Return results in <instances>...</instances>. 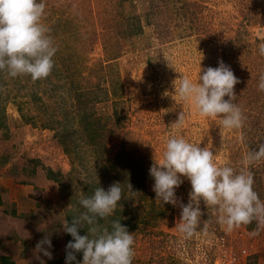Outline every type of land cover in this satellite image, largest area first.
<instances>
[{"label":"rangeland","instance_id":"rangeland-1","mask_svg":"<svg viewBox=\"0 0 264 264\" xmlns=\"http://www.w3.org/2000/svg\"><path fill=\"white\" fill-rule=\"evenodd\" d=\"M44 2L42 23L50 29L52 39L59 37L54 44L58 50L51 74L33 82L30 76L12 78L2 71L5 85L0 105L7 128L0 127V256H8L13 264H48L49 260L51 264H65L66 233L62 225L67 209L73 206L72 195L83 193L82 182L86 180L98 179L106 189L114 182L139 183L136 171L127 177L113 172L111 166L103 169L104 160L116 161L118 169L124 156L119 154L127 151L142 159L147 172L140 175L142 184H134L144 187L145 198L126 196L133 200V213L146 212L144 223L138 221L141 230L134 236L132 264H264V225L253 220L228 233L217 222L218 213L201 202L204 215L200 227L185 239L177 231L180 209L155 200L154 180L149 175V168L159 160L171 136L182 135L212 149L215 163L227 164L237 172L247 151L264 142V92L258 90L260 74L264 73V56L259 54V46L264 44V0ZM116 21L119 30L114 27ZM134 21L140 28L132 26ZM67 55L71 71L76 69L74 79L81 86L96 85V91L104 95L86 108L91 112L89 118L95 116L105 125L96 137L102 158H95L94 150L82 147L85 164L71 163L54 130L42 126L50 123L54 112L57 119L68 116V128H82L71 118L81 112L70 106L72 90L54 96L51 88L54 82L72 84L65 83L70 82L67 76L55 72L65 69ZM219 60L240 81L234 92L235 103L245 117L241 129L225 130L219 120L201 117L190 102H181L176 92L181 77L195 81L200 68H215ZM60 73L65 74L64 70ZM113 91L119 99L116 104ZM14 100L22 101V112L34 123L20 117ZM64 101L66 113L61 110ZM114 105L123 116L119 126L113 122ZM182 111L185 123L178 129L174 123ZM60 128L57 125L56 129ZM78 157L74 159L79 161ZM47 168L61 173L63 190L47 178ZM249 170L254 174V191L264 202V161ZM190 190V182L184 179L175 194L186 204ZM45 236L51 240L52 259L36 251L37 242Z\"/></svg>","mask_w":264,"mask_h":264},{"label":"clouds","instance_id":"clouds-1","mask_svg":"<svg viewBox=\"0 0 264 264\" xmlns=\"http://www.w3.org/2000/svg\"><path fill=\"white\" fill-rule=\"evenodd\" d=\"M45 8L44 0H0V71H6L9 77L30 76L35 82L51 74L58 49L48 35L50 29L42 23ZM259 54L264 56V44L259 46ZM238 83L231 68L219 60L215 68H200L195 81L181 77L176 92L179 100L190 102L198 115L217 119L223 129L231 131L241 129L245 120L235 103L234 86ZM258 90L264 92V73L260 74ZM184 123L182 111L174 125L179 129ZM214 158L212 149L176 135L167 139L161 157L153 160L149 168L155 200L162 206L170 204L180 209L177 231L185 239L200 227L204 215L201 202L218 213L217 222L228 233L253 220L264 225V202L254 191V174L249 170L264 161V142L247 151L239 172L227 164L215 163ZM184 179L191 185L186 204L175 194ZM127 190L130 196L138 193L130 183ZM123 196L119 182L111 184L107 191L98 186L91 196L81 194L83 211L74 215L71 223L65 219L62 225L72 237L66 245L65 264H132L133 234L120 220L111 222V230L100 223L115 212ZM85 228L86 234L80 235L78 230ZM51 247L50 238L45 236L37 242L36 251L52 259ZM76 253H82L81 261L76 260Z\"/></svg>","mask_w":264,"mask_h":264},{"label":"trees","instance_id":"trees-1","mask_svg":"<svg viewBox=\"0 0 264 264\" xmlns=\"http://www.w3.org/2000/svg\"><path fill=\"white\" fill-rule=\"evenodd\" d=\"M253 8V6H252ZM264 10H262L263 12ZM116 23L114 24V27L117 28L118 30L120 28H118L119 26L117 25L116 27ZM57 26L59 25V22H56ZM119 24H122V22H120ZM135 27V29L140 28V25H138L137 21H134V25H132ZM55 32V31H54ZM135 31H133L134 33ZM58 36V35H56ZM53 40V44H56L57 41H59V37L52 39ZM67 61H65V69L64 72V76L61 75V71H58L59 73H57V69L55 70L56 74L58 76H62L63 78L65 76H67V78H69L70 82H65L67 84H71L69 86L62 84V83H57L54 82L52 83V89H54V96L55 95H61L63 92L68 93L70 92L71 95V102H70V106L73 107V111H79L81 110L80 113H78L77 116H72L71 118L74 119L75 122L81 123L82 124V128L81 129H75L74 126L69 127L66 124V120L65 118H67V115H64L62 117V120L60 118H56V116L54 117L52 113L50 114V123H43L42 126L53 129L54 130V136L56 137V139L58 140L59 144L62 146V149L64 151V153L70 158L71 163L73 162H77L78 164H85V159L86 156L82 155V153L84 154L85 151L83 152L81 150L82 147L87 146L88 148L91 149V151L94 152V156L97 159H101L102 156H100L98 154L99 147L100 144L96 141V137L100 134V132H98L99 130H102L105 128V125L102 124L100 122L99 118H96L95 116L91 118H89L88 116H91V112H88L86 110V108L88 109L90 106L94 105L95 102L99 101L104 95L97 92L96 91V85H91V86H81L80 83L78 81H76L74 79L75 77V73H76V69H73L71 71V67H69V60H68V55L66 56ZM111 59V58H109ZM4 73L2 71H0V94H1V89L3 88V86L5 85V80L3 78ZM48 78V77H47ZM74 82V83H73ZM105 91H107L105 89ZM116 91H113V97H112V101L114 102V104H116L118 102V96H115ZM52 94V93H51ZM64 94V93H63ZM35 97V96H34ZM1 96H0V102L1 100ZM37 98V97H36ZM15 101V100H14ZM35 101V100H33ZM39 102H41V104H44V102H42L43 100H39ZM16 102V101H15ZM22 102V101H21ZM21 102H16L14 103L16 105V109L20 115V117L22 119L25 120V122L28 123H32L33 121H29L28 119L31 117L25 116V114L22 112V107L20 105ZM65 101L63 103V105L61 106V110L62 112L66 113L65 111ZM112 117H113V122L116 126H119L122 124V119L123 116L121 115V112L118 110L117 106L114 105L112 107ZM68 112V111H67ZM89 113V114H88ZM5 111L3 109V106L0 105V127L6 129L7 128V124H6V120H5ZM34 123V122H33ZM57 125L62 126V128L60 129H56ZM79 130V131H78ZM77 138L79 139V142L77 141ZM104 149V146H102V150ZM102 152V151H101ZM115 154L114 156L118 155ZM103 154V152H102ZM124 154L121 162L119 163V168L117 169V162L114 160L109 163L106 160H104L103 162V169H108L109 166H111L113 168V172H122L123 174H126V176L128 177V175L132 174V171H136L138 174V182L136 183L134 181H127L124 185H121L122 189H124V196L122 197L121 201L119 202L115 212L109 216L107 219L100 221V223L106 227H108L111 230V222L113 220H120V223L122 226H126L129 233H132L133 236L136 235L137 230H141L138 229V221L142 220L141 222L144 223V217L146 215H144L145 213H141L139 215L135 214V212L133 213L132 211L135 210L133 208V205L131 204V201H128L126 199V196H130V194L128 193L127 190V184L130 183L132 185V189L133 191H136L138 193L137 196H139L138 199L136 200H143L146 195V192L144 191V187H135L134 184L136 186H139L140 184H142L141 181V176L142 172H144V168H145V164L142 161V159H138L136 158L133 154L130 155V153H128L127 151L121 152L119 155ZM78 157L79 161L74 159L75 157ZM104 159V158H103ZM107 174H110L109 172ZM128 174V175H127ZM147 175V172L145 171V176ZM46 176L47 178L53 180L54 182H56L58 184L59 190H63L64 187V183H63V176L61 175L60 172L54 171L51 168H47L46 169ZM93 178V175H90ZM145 176H143V179L145 178ZM83 187H84V191L83 194L86 196H91L95 190L96 187H102L105 191H107L106 189V184H102V183H98L97 181L94 180H86L84 182H82ZM142 193V194H141ZM73 196V202H72V207L67 209L66 214H65V219L68 220L69 223H71L72 217L74 215H78L80 211H83V209L81 208L80 204H79V200L81 198V195L78 196ZM1 199H0V204H1ZM12 214L15 215L16 214V210L15 208L12 209ZM144 216V217H142ZM139 217H142V219H140ZM80 235H85L86 234V228L85 229H79L78 230ZM66 245L69 241L72 240V237L66 233ZM76 257H82V253H76ZM0 262L2 264H13L12 260H10V258L8 256L5 255H1L0 256ZM48 264H51V261H48Z\"/></svg>","mask_w":264,"mask_h":264}]
</instances>
